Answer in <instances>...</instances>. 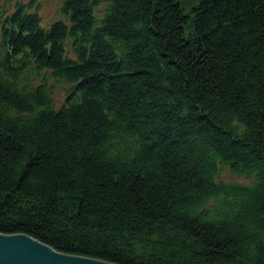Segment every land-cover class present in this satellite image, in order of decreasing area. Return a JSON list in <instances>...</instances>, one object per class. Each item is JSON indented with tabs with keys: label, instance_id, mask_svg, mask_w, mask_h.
<instances>
[{
	"label": "trees",
	"instance_id": "1",
	"mask_svg": "<svg viewBox=\"0 0 264 264\" xmlns=\"http://www.w3.org/2000/svg\"><path fill=\"white\" fill-rule=\"evenodd\" d=\"M40 9L0 0V232L117 264H264V0L191 20L179 0H62L49 27Z\"/></svg>",
	"mask_w": 264,
	"mask_h": 264
},
{
	"label": "water",
	"instance_id": "2",
	"mask_svg": "<svg viewBox=\"0 0 264 264\" xmlns=\"http://www.w3.org/2000/svg\"><path fill=\"white\" fill-rule=\"evenodd\" d=\"M0 264H117L99 258L70 254L25 233L0 232Z\"/></svg>",
	"mask_w": 264,
	"mask_h": 264
},
{
	"label": "rangeland",
	"instance_id": "3",
	"mask_svg": "<svg viewBox=\"0 0 264 264\" xmlns=\"http://www.w3.org/2000/svg\"><path fill=\"white\" fill-rule=\"evenodd\" d=\"M15 1V0H14ZM182 3L184 12L190 15V20L193 18V6L197 5L200 0H179ZM62 0H41V9L40 14L42 16V25L44 27H49L53 21L57 20H65V16L60 11ZM107 3L103 2L99 8L100 15L98 17H102V11L105 9ZM191 30L189 25H186V34ZM51 82H55L54 79H51ZM67 87H62L57 85L55 87V101L57 105H61L65 99V89ZM220 178L227 182H241V183H249L251 181L250 178L244 176H238L232 171L224 167L221 169Z\"/></svg>",
	"mask_w": 264,
	"mask_h": 264
}]
</instances>
